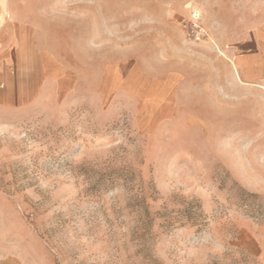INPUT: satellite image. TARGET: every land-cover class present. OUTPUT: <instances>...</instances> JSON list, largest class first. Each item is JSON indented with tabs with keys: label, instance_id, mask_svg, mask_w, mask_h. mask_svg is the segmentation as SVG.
<instances>
[{
	"label": "rangeland",
	"instance_id": "1",
	"mask_svg": "<svg viewBox=\"0 0 264 264\" xmlns=\"http://www.w3.org/2000/svg\"><path fill=\"white\" fill-rule=\"evenodd\" d=\"M0 96V261L264 264V0H0Z\"/></svg>",
	"mask_w": 264,
	"mask_h": 264
},
{
	"label": "crops",
	"instance_id": "2",
	"mask_svg": "<svg viewBox=\"0 0 264 264\" xmlns=\"http://www.w3.org/2000/svg\"><path fill=\"white\" fill-rule=\"evenodd\" d=\"M8 31H10V27ZM206 34L207 37L210 36L208 32ZM200 41H208V39ZM37 52H39V60L45 63L42 73L40 72L36 82L31 81V84L22 82L20 87L15 89L8 86V104L12 100L18 99L30 101L53 91L59 94H67L78 88L80 82L76 71L71 69V67L65 66L43 47L38 46ZM46 66L48 67L46 68ZM1 100H3L2 96H0ZM0 264L18 263L15 259L7 258L0 261Z\"/></svg>",
	"mask_w": 264,
	"mask_h": 264
},
{
	"label": "bare ground",
	"instance_id": "3",
	"mask_svg": "<svg viewBox=\"0 0 264 264\" xmlns=\"http://www.w3.org/2000/svg\"><path fill=\"white\" fill-rule=\"evenodd\" d=\"M30 84V83H29Z\"/></svg>",
	"mask_w": 264,
	"mask_h": 264
}]
</instances>
